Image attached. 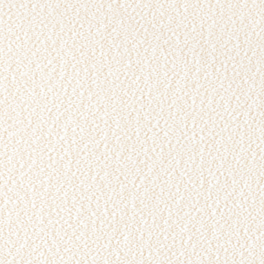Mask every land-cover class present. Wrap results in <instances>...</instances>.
Listing matches in <instances>:
<instances>
[{
    "label": "snow or ice",
    "instance_id": "snow-or-ice-1",
    "mask_svg": "<svg viewBox=\"0 0 264 264\" xmlns=\"http://www.w3.org/2000/svg\"><path fill=\"white\" fill-rule=\"evenodd\" d=\"M0 264H264V0H0Z\"/></svg>",
    "mask_w": 264,
    "mask_h": 264
}]
</instances>
